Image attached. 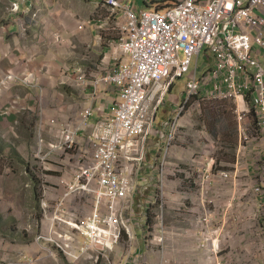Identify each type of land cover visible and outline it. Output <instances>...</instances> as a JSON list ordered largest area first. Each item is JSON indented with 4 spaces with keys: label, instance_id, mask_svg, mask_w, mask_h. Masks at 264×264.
<instances>
[{
    "label": "built area",
    "instance_id": "obj_1",
    "mask_svg": "<svg viewBox=\"0 0 264 264\" xmlns=\"http://www.w3.org/2000/svg\"><path fill=\"white\" fill-rule=\"evenodd\" d=\"M172 1V6L157 9L146 5L148 9L137 12L129 0H101L100 8L109 11L107 22L100 24L108 36L109 51L101 61L105 73L90 75L89 79L82 72L78 77L80 89L87 92L83 97L88 104L78 112L75 123L58 128V140L50 146L51 152L64 157L62 162L70 165L69 170L55 177L56 184L50 185L49 193L44 192L40 202L51 225L49 231L57 233L61 229L63 235L59 237L64 244L60 246L43 234L36 238L43 243L53 242L75 260L87 253L93 264L100 258L114 264L110 261L112 252L124 235L128 243L133 239L129 214L137 193L135 177L146 161L149 137L155 133L156 117L166 105L167 95L175 81L186 76L189 80L184 104L175 119L166 122L172 130L167 145L169 149L173 146L179 120L197 105L188 107L193 99L220 103L222 114L230 111L237 121L238 144L231 169H219L216 183L228 181L232 186L231 202H235L237 213H247L248 208L261 211L260 235H264V62L260 59L264 50V0ZM21 2L11 0L9 11L19 12ZM204 51L213 59V65L199 76L193 62ZM33 81L32 75L8 73L0 82V95L11 84L29 85ZM103 88H113L115 97L100 96ZM96 102H100L98 107ZM19 108L18 101H13L0 114L6 116ZM51 123L58 124L56 119ZM158 134L162 135V130ZM176 167L172 168V177L181 172ZM210 169L207 163L196 171V176H185L183 183L174 181L173 189L179 193L174 200L178 202H167L174 208L179 195L184 194L186 201L181 206L188 208L184 204L191 196L186 195L194 194L201 186L198 203L204 211L198 222L203 245L219 255L229 252L223 250L228 240L223 225H218L214 217L222 205L218 196L212 198L213 194H209L206 170ZM160 174L165 176L166 170ZM163 186L161 182L151 186L157 194L150 196L147 208L158 203V193L165 194ZM59 187L61 195L53 200L52 189L56 192ZM145 216L147 243L162 246L166 241L162 214L151 217L145 211ZM149 216L152 224L148 223ZM80 236L85 240L79 241ZM76 246L82 251L79 255L74 250ZM141 264L157 263L145 260Z\"/></svg>",
    "mask_w": 264,
    "mask_h": 264
},
{
    "label": "rangeland",
    "instance_id": "obj_2",
    "mask_svg": "<svg viewBox=\"0 0 264 264\" xmlns=\"http://www.w3.org/2000/svg\"><path fill=\"white\" fill-rule=\"evenodd\" d=\"M129 3L134 4L137 12L148 9L144 5L143 0H129ZM212 65L213 59L204 51L200 57H195L193 69L199 68V76H202L203 72L207 71ZM188 80L189 77L186 76L175 81L171 92L167 95L166 105L161 108L157 116V123L167 120L176 110H180V106L184 104V99L187 96L186 84ZM67 83L64 82L62 83L64 85L60 86L71 93L73 98H66L53 91H46L44 96L36 99L35 108L38 107L39 110L19 108L18 111L6 116L0 114V117L4 120L11 118L13 120L11 124H0V264H31L37 259V255H47L48 258H45L44 263L41 261L36 264H93V259L88 258L87 253L82 254L75 260L65 255L56 244L50 241H44L45 248L44 250L39 248L40 252H36L38 249L35 250L33 246L40 245L36 241L40 234L45 235L46 238L56 240L60 246L64 244L59 237V234L63 235L61 229L57 233H54V230L49 231L51 225L49 220H46L43 215L40 202L43 199V193H49L48 188L50 185L56 184L55 177L61 176L64 170H69L70 166L68 163L62 162L64 157L51 152L50 146L58 140V128L64 123H75L78 112L81 111L85 103L81 91ZM16 90L21 93H31L28 89H24L23 86L18 87ZM112 97H115V95L113 94ZM193 103H197L194 107L193 115L188 114V111L186 113L185 111L182 112V114H185L184 118L179 120V124L183 123L185 119L186 122L192 123V127L196 132L204 131L205 136L209 135L213 139L223 140L226 142L224 147L235 150L238 144V128L234 115L230 111L220 114V103L214 104L215 102L213 101L196 98L192 100L188 107ZM214 111H216V114ZM218 116L219 119H217ZM32 117H34L33 121ZM53 119L57 120V125L51 123ZM210 127H213L212 130H208ZM186 138V157L176 163V170L181 172H176L173 177L169 175V180L173 178L183 183L185 176L191 177L192 174L196 176V171L203 168L201 156L203 155L202 152H204V146L206 145L208 150L213 151L214 145L209 144V141L204 136L201 140L200 138L193 139L189 136ZM41 141L44 142L43 147L40 146ZM201 141L202 149H198ZM165 145V140L162 143L155 140L151 147L155 146L159 151H162L165 149ZM233 150H227L224 153V156H226L225 162L229 161L228 159H230ZM151 152L153 153L152 150ZM150 157L149 152L147 162L135 177L137 193L133 197V201H135L132 207L133 210L131 209L130 211H133L134 216L137 217V225L141 227L143 233L148 232V229L145 231L143 229L146 222V211L147 215L151 217L155 213L162 214L163 231L166 236L170 235L171 238L179 231V228L183 229V231L196 229L194 223L191 225L190 221L186 220L187 223L182 224L179 222V219L183 217H187V219L197 217V209L193 203L195 202L193 199L196 198L195 195H186V197L191 196L193 199V201L188 200V211L187 207L184 209L181 206V202L186 201L184 194L179 195V203L172 208L173 204L167 201L171 199L168 193L173 189V184L168 187V183H165L163 186L165 194L158 193V203H153L154 205L147 208V203L152 201L150 196L154 197L157 194L156 190H151V186L155 184V181L149 179L152 171L149 167ZM158 165L161 171H165L164 163L159 162ZM196 180L198 181L199 178ZM158 185H160V182H158ZM189 185H192V181ZM219 188L222 190L221 194H213L211 197L218 196L222 205L221 211H218V215L214 217L219 222L218 225H223V234L228 240L223 250L233 252V250L237 249L236 245L247 243V249L252 256L241 260L247 264H253L260 257V264H262L264 257L254 255V250H259L257 254H261L262 250H264V239L260 235V228H262V222L260 221L261 211L257 209L254 211L248 208L247 213H237L235 202H231V195L229 194L232 186L228 181H221L219 182ZM179 190L182 191L181 186ZM230 204L232 205L231 207ZM207 206L212 207L211 204ZM255 212L257 215L254 217ZM148 223L152 224L153 219ZM236 225L239 226L238 231ZM241 227L246 228L247 232ZM77 239L85 240L83 236ZM241 239L245 240L243 241L244 244L239 242ZM169 244H174V241L170 240ZM74 250L77 255L82 252L77 246L74 247ZM36 253L37 255L33 259H29L27 256L28 254ZM110 261H113L112 258H110ZM107 262L106 258H100L97 264H107ZM117 263L118 261L116 260L114 264Z\"/></svg>",
    "mask_w": 264,
    "mask_h": 264
},
{
    "label": "crops",
    "instance_id": "obj_3",
    "mask_svg": "<svg viewBox=\"0 0 264 264\" xmlns=\"http://www.w3.org/2000/svg\"><path fill=\"white\" fill-rule=\"evenodd\" d=\"M100 3L101 0H22L20 11L13 13L9 11L11 0H0V82L8 73H14L19 77L24 75L34 77V81L29 85L21 82L11 84L8 90L0 95V110L9 108L13 101H18L20 108L39 110L38 107L35 108L36 99L44 96L46 91H53L63 97L73 98L71 93L60 86L64 85L62 84L64 82L78 88L82 97L84 93H87L80 89L78 77L82 72L86 73L89 79L90 75H103L105 72L101 69L103 64L101 61L109 51L108 36L100 27L101 23L107 22L109 11L100 8ZM259 13L263 16L262 12ZM260 55V59L264 62V50L260 52ZM107 63L105 61V65ZM20 86L28 89L31 93L18 92L16 89ZM113 94L115 95L113 88L106 90L103 88L99 91L100 96H112ZM83 98L85 99V97ZM99 103L96 102L95 106L98 107ZM87 104L88 102L85 100L82 107L87 106ZM176 112L177 110L167 120L159 123H157L156 117L155 133L149 137L147 158L143 165L147 162L150 152L149 167L152 171L149 179L155 181L152 186H159L158 182H161L162 186L168 183V187L174 184L176 180L173 178L168 180V178L169 175H172L173 166L186 157V137L200 138L201 140L204 136L209 144L214 145L213 151L208 150L205 145L201 156L204 166L207 163L211 165V169L206 170L209 175V194H220L222 190L219 188V183H216L217 172L219 169H231L234 150L224 147L226 142L223 140L213 139L209 135L205 136L204 131L196 132L192 123L186 122L185 119L183 123L179 124L178 138L169 149L167 144L172 130L166 122L173 121ZM214 112L216 114V111ZM219 113L222 112L219 111ZM188 114L193 115V112H188ZM96 117L98 118V115ZM12 121V118L4 120L0 117V124H11ZM212 128L210 127L208 130H212ZM160 130H162V135L158 134ZM155 140L161 143L165 140V149L159 151L155 146L151 147ZM201 144L202 141L198 145V149H202ZM227 150H233V153L228 159L229 161L225 162L224 153ZM159 162L165 164V176L160 174ZM200 188L201 186H197L193 194L196 197L193 198L195 201L193 203L197 209V217L179 219L181 224L187 223V221H190L191 225L194 223L196 229L183 231L179 228V231L172 238L170 235L166 236L165 244L162 246L160 244L150 246L141 227L137 225V217L132 211L130 216L133 226V239L128 243L127 236L124 235L121 243L112 252L113 262L115 263L117 260L120 264H141L142 261L150 260L157 264H247L241 259L252 255L247 249V243H243L244 239L239 240L244 245H236L237 249L233 252H222V254L215 255L205 249L198 222L201 212L204 211L200 207L201 204L198 203L200 202ZM52 192V199L56 200L60 197L62 190L59 187L56 192L52 189ZM168 194L173 202H178L174 200L175 195L179 194L176 190L172 189ZM229 194L232 196L231 192ZM193 199L191 198V201ZM52 203L55 205V202ZM188 203L183 204L187 205ZM66 208L70 209L68 205ZM216 223L219 222L216 220ZM236 227L238 231L239 226L236 225ZM241 228L247 232L246 228ZM261 238L264 239V235ZM170 240L174 241V244H169ZM37 243L40 245H33L35 250L38 249L36 252H40V249L44 250L45 243L40 241ZM257 251L259 250H254V255L264 257V250L261 254H257ZM36 255L37 253L27 256L29 259H33ZM45 258L48 256L37 255V259L31 264L41 261L44 263ZM253 264H260V257Z\"/></svg>",
    "mask_w": 264,
    "mask_h": 264
},
{
    "label": "trees",
    "instance_id": "obj_4",
    "mask_svg": "<svg viewBox=\"0 0 264 264\" xmlns=\"http://www.w3.org/2000/svg\"><path fill=\"white\" fill-rule=\"evenodd\" d=\"M151 5L144 3V5L147 6H152L154 8L157 9H162L168 6H172L173 5V1L172 0H151ZM34 117H32V121H33ZM30 125V124H29ZM33 125V123H32ZM151 217L149 216L148 222H150Z\"/></svg>",
    "mask_w": 264,
    "mask_h": 264
}]
</instances>
